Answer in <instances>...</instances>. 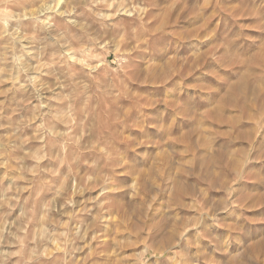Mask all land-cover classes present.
<instances>
[{"label": "rangeland", "instance_id": "obj_1", "mask_svg": "<svg viewBox=\"0 0 264 264\" xmlns=\"http://www.w3.org/2000/svg\"><path fill=\"white\" fill-rule=\"evenodd\" d=\"M0 264H264V0H0Z\"/></svg>", "mask_w": 264, "mask_h": 264}, {"label": "bare ground", "instance_id": "obj_2", "mask_svg": "<svg viewBox=\"0 0 264 264\" xmlns=\"http://www.w3.org/2000/svg\"><path fill=\"white\" fill-rule=\"evenodd\" d=\"M158 251V250H157ZM161 251V250H160ZM149 251H147V253H148Z\"/></svg>", "mask_w": 264, "mask_h": 264}]
</instances>
